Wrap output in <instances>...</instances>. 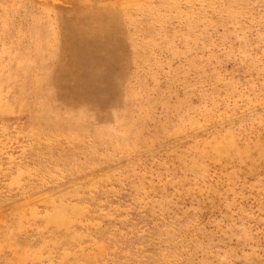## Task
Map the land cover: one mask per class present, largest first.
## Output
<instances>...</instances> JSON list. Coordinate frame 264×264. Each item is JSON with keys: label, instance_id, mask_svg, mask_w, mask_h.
<instances>
[{"label": "rangeland", "instance_id": "374dc122", "mask_svg": "<svg viewBox=\"0 0 264 264\" xmlns=\"http://www.w3.org/2000/svg\"><path fill=\"white\" fill-rule=\"evenodd\" d=\"M0 264H264V0H0Z\"/></svg>", "mask_w": 264, "mask_h": 264}]
</instances>
